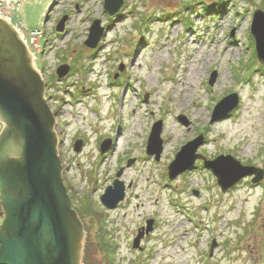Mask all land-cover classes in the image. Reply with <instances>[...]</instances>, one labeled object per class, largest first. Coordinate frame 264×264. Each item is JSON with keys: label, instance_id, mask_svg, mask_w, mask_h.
<instances>
[{"label": "rangeland", "instance_id": "obj_1", "mask_svg": "<svg viewBox=\"0 0 264 264\" xmlns=\"http://www.w3.org/2000/svg\"><path fill=\"white\" fill-rule=\"evenodd\" d=\"M20 2L24 27L43 29L50 40L35 64L43 82L62 63L71 67L67 80L51 81L47 102L62 132L64 185L86 233L82 264H264V176L222 192L202 160L173 180L167 169L183 144L202 135L198 153L206 159L231 155L264 172V65L251 32L264 0H124L114 16L105 0ZM64 15L67 31L55 36ZM95 20L106 34L92 50L85 42ZM233 93L237 108L211 123L214 107ZM160 121L156 161L146 148ZM73 138L85 140L82 152L71 147ZM117 138V149L101 155L100 143ZM130 159L137 161L128 166ZM121 169L125 199L108 209L100 198ZM4 217L0 199V226ZM152 218L154 230L142 250L134 248Z\"/></svg>", "mask_w": 264, "mask_h": 264}, {"label": "water", "instance_id": "obj_2", "mask_svg": "<svg viewBox=\"0 0 264 264\" xmlns=\"http://www.w3.org/2000/svg\"><path fill=\"white\" fill-rule=\"evenodd\" d=\"M124 0H105L104 8L115 15ZM68 17L59 23L64 30ZM251 32L256 43L258 59L264 63V12L254 14ZM105 29L99 20L90 28L85 45L97 48ZM70 70L62 65L57 70L59 78ZM123 66L120 67V71ZM218 73L211 74L210 84L216 83ZM45 83L33 67L29 50L17 31L0 19V197L6 219L0 226V264H82L85 240L83 224L72 208L71 197L64 185L62 167L57 156V140L53 130L54 117L44 100ZM237 94L222 100L215 108L211 123L225 118L238 105ZM179 120L186 122L185 117ZM161 122L153 126L147 153L160 159L162 142ZM203 136L187 143L169 166L170 179L193 167L198 158V148ZM110 141L101 145L105 153ZM82 143L75 145L81 151ZM133 161L129 162L131 165ZM218 178L222 191H227L245 177L254 176L252 182L262 181L264 172L254 166H243L230 155H221L205 161ZM122 170L118 173L121 177ZM125 197L124 184L116 180L107 188L101 202L109 209L115 208ZM152 221L148 222L149 233ZM140 234L134 248H140ZM215 246H212V250Z\"/></svg>", "mask_w": 264, "mask_h": 264}, {"label": "bare ground", "instance_id": "obj_3", "mask_svg": "<svg viewBox=\"0 0 264 264\" xmlns=\"http://www.w3.org/2000/svg\"><path fill=\"white\" fill-rule=\"evenodd\" d=\"M11 6H13V7H11ZM20 7H22L21 5L19 6V5H17V4H15L12 0H0V9H1V16L3 15V12H5V17L4 16H2L3 17V20H5L6 22H8L9 24H10V26L11 27H13L16 31H17V29H19V28H23L24 27V23L20 20V12H21V8ZM19 8V10H18V12H17V9ZM0 19H2V18H0ZM61 21H59L57 24H56V26H55V36H62L64 33H66V31H67V24L65 23L64 24V30L62 31V30H60V29H58V26H59V23H60ZM17 28V29H16ZM41 33H42V40L43 41H45V42H49L50 40L48 39L47 40V38H46V32L43 30V29H40L39 30ZM33 32V31H32ZM17 33H18V35H19V37L21 38V40L25 43V41L22 39V37H21V35L19 34V32L17 31ZM54 37V36H53ZM25 45L27 46V44L25 43ZM28 48V47H27ZM28 50H29V48H28ZM30 51V50H29ZM41 54H43L42 52H40ZM39 60H40V57H36L35 59H34V64H36V65H38V63H39ZM33 64V65H34ZM178 83L176 82V84L175 85H177ZM164 85L165 86H169L170 87V81L169 80H165V82H164ZM52 96L53 95H49V97H50V99L52 100ZM48 94L46 93V91H45V94H44V100H46V102H47V100H48ZM49 101V100H48ZM47 105H48V107L51 109V107H50V105H49V103L47 102ZM195 106L196 107H198V106H200V104L199 103H196L195 104ZM52 112V111H51ZM52 115H53V117H54V126H53V130H54V133H55V135H56V140H57V148L60 146V144L61 143H59L58 141H59V134H61L62 132H61V130H59L57 127H56V124H57V120H56V118H55V114L52 112ZM58 116H60L61 117V115L59 114V113H57L56 114V117L58 118ZM3 125H4V127H5V124L3 123ZM61 138V137H60ZM1 199V198H0ZM1 204H2V200H1ZM5 219H6V212H5V217H4V220H3V222L5 221Z\"/></svg>", "mask_w": 264, "mask_h": 264}, {"label": "built area", "instance_id": "obj_4", "mask_svg": "<svg viewBox=\"0 0 264 264\" xmlns=\"http://www.w3.org/2000/svg\"><path fill=\"white\" fill-rule=\"evenodd\" d=\"M15 4L17 5H21L20 1L21 0H12ZM13 7V6H11ZM19 8L17 9L18 12ZM0 13H1V9H0ZM5 12H3V15L5 17ZM0 14V18L3 19V17ZM17 29V28H16ZM17 31L19 32V34L21 35L22 39L25 41V43L27 44V47L29 48V50L31 52H33V54H37L40 52L41 46H40V42L42 41V33L39 30H35V31H30L27 32L26 30L19 28L17 29Z\"/></svg>", "mask_w": 264, "mask_h": 264}, {"label": "flooded vegetation", "instance_id": "obj_5", "mask_svg": "<svg viewBox=\"0 0 264 264\" xmlns=\"http://www.w3.org/2000/svg\"><path fill=\"white\" fill-rule=\"evenodd\" d=\"M63 64H67V63H62L61 65H63ZM70 72H71V67H70ZM69 75H70V73H69ZM50 78V79H49ZM46 81H44L45 82V88H46V93L48 94V88L52 85V83H51V81L54 79L55 81L57 80V76H56V71H55V74H53L52 75V78H51V74H50V76H48V77H46ZM48 97H49V95H48ZM52 99H53V96H52ZM48 100H51L50 99V97L48 98ZM73 137H75V135H73ZM78 140H81L82 141V143H83V149H84V147L86 146V143H85V140L84 139H82V138H79V139H76L75 140V138H73V140H72V148H74V145H75V142L76 141H78ZM117 141V139L114 141V143H112V149H110L109 151H112V152H114L115 150H116V142ZM152 220L154 221V227H155V225H156V220L155 219H153L152 218ZM148 220H146V222H147ZM154 227H153V230H154ZM142 228H144V226H141L140 227V229H142ZM149 236V235H148Z\"/></svg>", "mask_w": 264, "mask_h": 264}, {"label": "trees", "instance_id": "obj_6", "mask_svg": "<svg viewBox=\"0 0 264 264\" xmlns=\"http://www.w3.org/2000/svg\"><path fill=\"white\" fill-rule=\"evenodd\" d=\"M214 6H218V5L215 3ZM146 27H147V26H146Z\"/></svg>", "mask_w": 264, "mask_h": 264}]
</instances>
